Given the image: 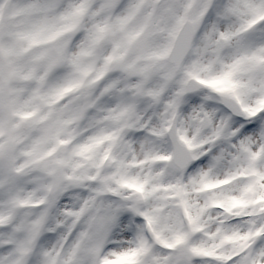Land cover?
I'll return each instance as SVG.
<instances>
[{
  "label": "snow or ice",
  "instance_id": "obj_1",
  "mask_svg": "<svg viewBox=\"0 0 264 264\" xmlns=\"http://www.w3.org/2000/svg\"><path fill=\"white\" fill-rule=\"evenodd\" d=\"M0 264H264V0H0Z\"/></svg>",
  "mask_w": 264,
  "mask_h": 264
}]
</instances>
